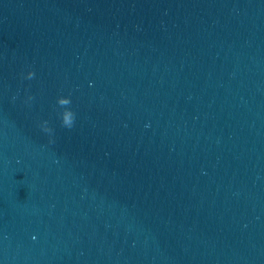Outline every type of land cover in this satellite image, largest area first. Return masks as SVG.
Wrapping results in <instances>:
<instances>
[{
	"label": "water",
	"instance_id": "95a60500",
	"mask_svg": "<svg viewBox=\"0 0 264 264\" xmlns=\"http://www.w3.org/2000/svg\"><path fill=\"white\" fill-rule=\"evenodd\" d=\"M0 264H264V0H0Z\"/></svg>",
	"mask_w": 264,
	"mask_h": 264
}]
</instances>
